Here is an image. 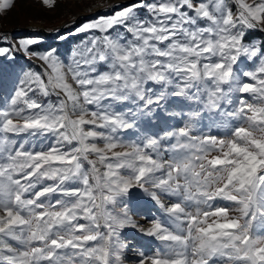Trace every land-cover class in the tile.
<instances>
[{
    "label": "snow or ice",
    "instance_id": "snow-or-ice-1",
    "mask_svg": "<svg viewBox=\"0 0 264 264\" xmlns=\"http://www.w3.org/2000/svg\"><path fill=\"white\" fill-rule=\"evenodd\" d=\"M74 34L65 58L0 31L38 62L0 100V264H264V0H132Z\"/></svg>",
    "mask_w": 264,
    "mask_h": 264
},
{
    "label": "rangeland",
    "instance_id": "rangeland-1",
    "mask_svg": "<svg viewBox=\"0 0 264 264\" xmlns=\"http://www.w3.org/2000/svg\"><path fill=\"white\" fill-rule=\"evenodd\" d=\"M131 2L132 0H53V6L49 8L42 0H15L13 9L0 19V31L9 33L17 40L38 37L42 41L36 49L38 52L54 47L67 58L86 35L74 34L76 28L100 16L112 14L119 6ZM60 35H64L66 39L60 40ZM256 35L254 43L259 44L260 34ZM29 66L35 70L38 62L29 60L21 53H15L14 59L0 57V100L12 88L13 81L21 70ZM157 211L151 205H141L137 209L141 215L135 219H141L140 222L145 223V217L155 216ZM125 235L145 249L150 247V238L134 229H126Z\"/></svg>",
    "mask_w": 264,
    "mask_h": 264
},
{
    "label": "bare ground",
    "instance_id": "bare-ground-1",
    "mask_svg": "<svg viewBox=\"0 0 264 264\" xmlns=\"http://www.w3.org/2000/svg\"><path fill=\"white\" fill-rule=\"evenodd\" d=\"M145 219H147L146 217H145ZM141 220V219H140ZM142 221V220H141ZM145 221V220H144Z\"/></svg>",
    "mask_w": 264,
    "mask_h": 264
}]
</instances>
